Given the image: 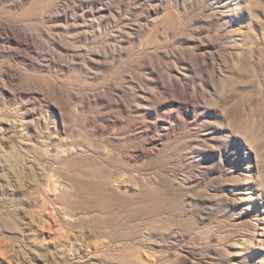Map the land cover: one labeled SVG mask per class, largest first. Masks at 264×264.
Listing matches in <instances>:
<instances>
[{"label": "rangeland", "instance_id": "obj_1", "mask_svg": "<svg viewBox=\"0 0 264 264\" xmlns=\"http://www.w3.org/2000/svg\"><path fill=\"white\" fill-rule=\"evenodd\" d=\"M0 264H264V0H0Z\"/></svg>", "mask_w": 264, "mask_h": 264}]
</instances>
